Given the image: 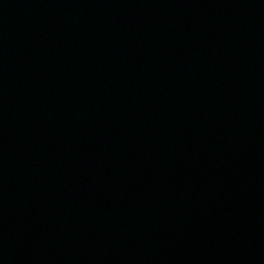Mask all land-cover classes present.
Returning a JSON list of instances; mask_svg holds the SVG:
<instances>
[{
  "label": "water",
  "instance_id": "95a60500",
  "mask_svg": "<svg viewBox=\"0 0 264 264\" xmlns=\"http://www.w3.org/2000/svg\"><path fill=\"white\" fill-rule=\"evenodd\" d=\"M0 264H264V0H0Z\"/></svg>",
  "mask_w": 264,
  "mask_h": 264
}]
</instances>
